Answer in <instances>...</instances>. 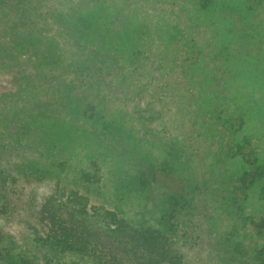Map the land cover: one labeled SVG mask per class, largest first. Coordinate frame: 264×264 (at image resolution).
Instances as JSON below:
<instances>
[{
	"label": "trees",
	"instance_id": "obj_1",
	"mask_svg": "<svg viewBox=\"0 0 264 264\" xmlns=\"http://www.w3.org/2000/svg\"><path fill=\"white\" fill-rule=\"evenodd\" d=\"M263 126L264 0H0V216L38 189L50 222L0 263L264 264ZM100 143L152 224L88 205Z\"/></svg>",
	"mask_w": 264,
	"mask_h": 264
},
{
	"label": "rangeland",
	"instance_id": "obj_2",
	"mask_svg": "<svg viewBox=\"0 0 264 264\" xmlns=\"http://www.w3.org/2000/svg\"><path fill=\"white\" fill-rule=\"evenodd\" d=\"M255 143L258 144L260 150H264V135L261 136L258 134ZM141 146L143 147V153H139V160L142 161L143 165L147 164V160L151 157H154L153 160L159 159L161 155V148H159V145L142 144ZM117 147L121 148L120 145H117ZM96 150L101 152L99 154L100 160L98 163H100L103 171V179L99 186L91 191V199L88 205L96 204L111 207L114 203H117V205L125 211L126 215L133 220H140L141 222L152 224L154 218L158 216L156 201L160 193L157 191L154 192L153 190L150 191L151 195L146 192L143 193V196L134 193V179L138 168L137 161L134 162V164L137 163L135 166L128 164L126 162L128 160V154H123V151L113 154L112 150L115 151V148L112 147L111 143H108L106 147L104 144L100 143V145H97ZM85 165V162H83L78 167L72 166V169H79L81 167L84 169ZM141 168L144 170L143 166H141ZM85 169H89V167ZM116 189H118L119 192ZM28 194L29 192L27 191L19 200L15 201L16 213L8 217L0 216V234L5 236L4 239L0 241V250L3 253L6 247L12 249L14 242L17 244V247L13 252L20 250V246L27 242L26 238L28 235L30 236L32 234V228H36L40 233H43L50 227L48 225L50 222L48 223L49 220L47 218L48 212L41 206V198L38 189L31 194L32 196ZM112 194H117L116 198H112ZM27 196L29 198L31 196L30 201L27 199ZM103 241L106 245L109 244L105 236H103ZM110 245L112 246V244ZM114 250L118 249L114 246L112 249H109V252H115ZM109 252L106 253V257L110 255ZM64 260L65 263L63 264H94L85 257L75 255H68L64 257ZM40 264L44 263L41 261Z\"/></svg>",
	"mask_w": 264,
	"mask_h": 264
}]
</instances>
